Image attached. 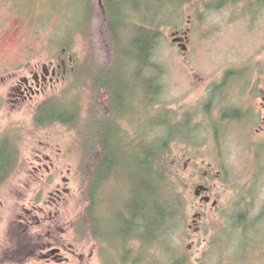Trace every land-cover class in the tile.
<instances>
[{"label":"rangeland","instance_id":"obj_1","mask_svg":"<svg viewBox=\"0 0 264 264\" xmlns=\"http://www.w3.org/2000/svg\"><path fill=\"white\" fill-rule=\"evenodd\" d=\"M129 1L138 12L129 20L131 24L142 25V20L156 17L167 24L155 58L165 72L164 93L151 115L154 98L139 83L136 65L126 55L133 53L130 42L135 34L130 30L122 34L124 49L117 51L113 61L98 42L100 34L92 23L91 9L95 4L101 8L100 0H0V153L18 151L17 171L0 189V264H43L30 260L35 240L32 230L20 226L19 218H27L37 197L43 195L46 202L59 187L69 190L70 196L63 206H50V210L59 225L67 226L66 239L76 254L69 257V264H106L116 259L113 248L109 249L112 256L101 257L102 245L91 230L86 234L81 230L88 208L85 176L87 162L94 160L93 142L101 143L107 136L117 163L112 180L104 184L98 197L99 217L104 221L99 231L117 246L122 222L133 217L130 209L148 206L151 193L155 194L154 205L164 202L166 195L157 177L152 179L142 167L141 148L166 140L165 128L154 126L164 125L171 115L184 124L183 129H193L188 118L194 117L197 129L195 147L172 146L166 173L171 194L186 204L187 228L175 247L188 257L189 264H264V221L254 225L264 216V7L251 8L253 0H240L218 11L207 7L215 0H191L184 8L172 6L170 0ZM178 32L187 38V52L174 43ZM63 45L71 47L63 57L70 65L68 81L34 104L15 108L10 79L56 62L67 49ZM232 72L243 78L228 82L229 90L222 93L216 87ZM110 73L120 77L117 94L113 92L115 78H105L111 81L100 88L125 106L118 115L104 109L107 95L95 90L93 76L104 79ZM56 98L67 105L79 104V123L38 128L35 107ZM231 108L249 119L224 127L223 114ZM70 113L66 119L74 117L75 112ZM100 120L112 129L103 130ZM93 126L97 133L90 138ZM48 146L57 168L50 175L37 174L36 155ZM61 151L68 158L63 159ZM223 168L231 174L230 184L225 182ZM201 186L209 188L211 195L198 198ZM208 197L213 199L210 204L203 201ZM246 209L255 221L248 230L231 219ZM198 215L201 220L196 219ZM118 253L123 256L124 249Z\"/></svg>","mask_w":264,"mask_h":264},{"label":"trees","instance_id":"obj_2","mask_svg":"<svg viewBox=\"0 0 264 264\" xmlns=\"http://www.w3.org/2000/svg\"><path fill=\"white\" fill-rule=\"evenodd\" d=\"M190 1L191 0H170L168 3L174 7L179 8L183 6L184 8L186 3H190ZM239 1L240 0H215L212 6L209 5L207 7L211 10L218 11L231 4H237ZM252 7H264V0H253L251 8ZM91 11L93 17L92 23L96 24L97 34H100L98 42L102 44L106 52L112 55V61L116 58L117 51L119 49H124L122 34L129 30L135 34L136 38L130 42V51L132 50L133 53H127L126 55L127 58L136 65L137 69L134 74L136 78L139 79V83L141 82L142 86L146 88V93H148L151 98H154L150 102L149 115H151L154 110L153 108L156 107V104L164 93L162 82L165 77V72L164 69L155 62V58L156 52L164 37L162 28L167 24L159 20L158 17L152 18L150 21L149 19L142 20V25L131 24L129 20L132 19L133 16H138V12L131 6L129 0H103V6L101 5V8L99 5L95 4ZM158 22L160 23L158 24ZM63 47L67 48L68 52L71 50L70 46L66 47L63 45ZM109 65L110 64H108L106 68H108ZM78 71L79 69H77V75L75 73L76 77L78 76ZM116 77L114 73H110L109 76H104V79H100V75L96 77L93 76L97 93L102 96L104 94V97L105 94L107 95V100L104 102L106 105L104 109L113 113L115 112L118 115L124 111L125 106L121 104L118 98V103H115V95L113 97L110 93L106 92L105 89L100 88L103 85H108L107 83L111 81V79L105 78H115L116 84L113 92L117 94L118 87L116 89V86L120 82V77ZM240 78H243L240 77V74H234L233 72L229 73L225 78V83L216 88L224 93L229 90L227 86L228 82L230 83L233 79ZM77 82L80 83L78 79ZM216 92L219 91L216 90ZM79 110L80 106L77 102L67 105L60 98L52 99L40 105L35 116V123L38 128H48L55 124L74 127L80 120ZM105 110L102 109L101 111ZM71 111L75 112L74 117L66 119L67 116L72 115V113H70ZM223 115L224 117L221 123L224 127L230 126V123H241L249 119L247 114L235 108L228 109ZM167 120L168 121L162 126H154L158 127L160 130L161 128H165V133L167 132L165 137L166 140L151 142L146 145V147L144 146L141 148L142 155L145 156V160L141 163L143 169L146 170L152 179L154 176L157 177L166 197L164 196L163 204L157 206L154 205L152 201L155 194L149 192L151 193L150 199L152 200L148 206L144 204L141 208L137 209V207H134V210L130 209L133 217L131 220H124L122 222L123 227L119 234V238H117L119 241L117 246L119 249H121V247L124 249V254L121 257H119V249L116 244L112 245V242L109 243L106 241L99 231V225H102L101 221L103 220L99 217L98 197L104 184L112 180L117 163L112 159L113 148L107 136L102 137L101 141L103 142L101 143H97L96 140L93 142L94 160L87 162V174L85 176L86 185L89 186L88 192L85 195L88 208H86L85 214L82 216L84 224L81 230H83L84 233L91 230L95 241L102 245L101 257L112 256L109 249H116L117 253L114 254V257L116 256L117 258H112L110 263L105 261L106 264H189L190 260L188 257L183 254L180 248L175 247L176 239L187 228V219L184 215L186 204L179 196L174 195V193L171 194V184L166 173L169 170L168 166L173 156L172 146L177 143H183L190 147H195L194 138L197 135V129L194 127L195 119L194 117L192 118V116L189 117L188 120H190L189 124L193 129L190 127L183 129L184 124L181 123V121L178 122L172 115L171 119ZM100 121L104 123L103 130L112 129H109L110 125L106 124L105 120ZM189 124H185V126ZM114 126L116 129H120L118 124ZM93 127L94 131L89 136L90 138L96 137L97 129H95V126ZM213 129L217 132L220 128L214 127ZM111 140L114 142V139ZM17 168L18 160L15 153H12L9 149H5V151L0 153V188L9 182L12 175L17 171ZM223 170L226 174L225 182L226 184H230L231 174L228 173L225 168H223ZM231 219H235L239 227L245 230H248L250 225L252 227L253 222H255L250 217L248 209H246L244 213L237 214ZM263 221L264 216L254 223V225L257 223L262 224ZM104 257L102 258L103 260ZM108 258L110 259V257Z\"/></svg>","mask_w":264,"mask_h":264},{"label":"flooded vegetation","instance_id":"obj_3","mask_svg":"<svg viewBox=\"0 0 264 264\" xmlns=\"http://www.w3.org/2000/svg\"><path fill=\"white\" fill-rule=\"evenodd\" d=\"M177 34L179 35L177 37L178 40L184 39L181 37V33L178 32ZM184 36L187 37L186 34ZM184 40H187V38ZM66 56H68L67 49L63 50L62 56L56 62L36 66L29 69L25 74L15 75L10 79V82L13 84L12 98L14 99L15 108L34 104L37 99L47 97L55 92L62 82L68 81L70 65L67 61L63 60V57ZM72 61L73 59H70V63ZM39 107L40 105L35 107V113H37ZM54 126L67 128L62 124H55L50 127ZM51 150L49 146L44 147V151L36 155L35 171L37 174L47 172L50 175L53 172L52 169L57 168L53 162L54 158L48 153ZM15 154L16 158H18L17 150ZM61 156L64 157L63 159L68 158V153L64 155V152L61 151ZM47 163H50L49 166L46 165ZM2 188L4 187L0 189ZM211 193L204 195H211ZM69 196V190L61 187L54 194H50L46 202H44L46 197L40 195L32 202V211L26 212L27 218H19L20 226L22 228L25 227L27 232L32 230L31 233L35 240L34 250H32L29 256L30 260H39L43 264H69V257L71 255L72 257L76 256L74 248H70L66 239L68 233L67 226L63 224L59 225V221L55 219L54 212L52 213V209L50 210V206L52 208L63 206Z\"/></svg>","mask_w":264,"mask_h":264},{"label":"water","instance_id":"obj_4","mask_svg":"<svg viewBox=\"0 0 264 264\" xmlns=\"http://www.w3.org/2000/svg\"><path fill=\"white\" fill-rule=\"evenodd\" d=\"M100 1H101L102 6H103V0H100ZM178 36H179L178 34L174 35L175 38L178 37ZM184 42H185L184 39H181V40H175V41H174L175 44H177V45H181V47H182V49H183L184 52H187L188 49H187L186 46H184V44H183ZM209 192H210V189H209V188L204 187V186H201V187H199V188L197 189L196 196H197L198 198H202V196H203L204 194H208ZM203 201H204V203H206V204H210V203H212V199H211L210 197L203 199ZM217 205H218V204H215V207H216ZM200 218L202 219V216H201V215L196 216V219H197V220H199Z\"/></svg>","mask_w":264,"mask_h":264}]
</instances>
